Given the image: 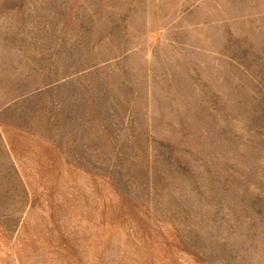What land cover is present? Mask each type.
I'll use <instances>...</instances> for the list:
<instances>
[{
  "label": "rangeland",
  "instance_id": "1",
  "mask_svg": "<svg viewBox=\"0 0 264 264\" xmlns=\"http://www.w3.org/2000/svg\"><path fill=\"white\" fill-rule=\"evenodd\" d=\"M0 264H264V0H0Z\"/></svg>",
  "mask_w": 264,
  "mask_h": 264
}]
</instances>
